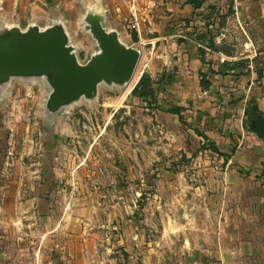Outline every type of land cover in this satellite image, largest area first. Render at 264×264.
I'll return each instance as SVG.
<instances>
[{"label": "rangeland", "instance_id": "obj_1", "mask_svg": "<svg viewBox=\"0 0 264 264\" xmlns=\"http://www.w3.org/2000/svg\"><path fill=\"white\" fill-rule=\"evenodd\" d=\"M104 4L123 36L133 34L126 0ZM225 8L202 12L208 26L201 36L218 34L223 25L229 38L219 47L242 50L255 30L244 33L235 26L236 9ZM52 11L67 19L84 46L83 59L91 40L80 26V0H0V15L22 26ZM149 48L127 89L101 85L96 101L82 99L51 125L43 110L46 87L10 84L0 100V264H187L199 258L214 264L222 205L197 186L205 182L203 167L213 164L209 150L215 147L199 142L185 106L182 117L167 110L178 106L171 91L154 86V96L133 93L149 68L169 65ZM33 197L45 199V208L32 206ZM17 208L35 217L19 222L18 236H8L6 213ZM203 245L215 252L205 257L198 252Z\"/></svg>", "mask_w": 264, "mask_h": 264}, {"label": "crops", "instance_id": "obj_2", "mask_svg": "<svg viewBox=\"0 0 264 264\" xmlns=\"http://www.w3.org/2000/svg\"><path fill=\"white\" fill-rule=\"evenodd\" d=\"M201 1L198 8L189 0L126 1L125 16L135 17L137 29L125 37L144 45L142 54L151 45L149 53L157 49L164 64L169 62L165 68L148 69L153 86L164 93L171 91L178 107H186L199 142L215 147L209 150L213 164L203 167L205 182L197 186L213 192L211 196L222 205L219 226L214 229L220 237L214 264H264V137L249 129L260 113L264 116V0ZM225 7L236 9L239 24L235 26L244 33L245 28L255 30L254 40H245L247 47L242 50L219 47L227 43L224 37L229 38L223 25L218 34L211 30L212 35L201 36L208 26L202 12L223 13ZM244 14L251 18L244 19ZM111 20L117 27L116 19ZM45 202L33 197L31 203L44 209ZM24 212L18 208L7 212L3 232L18 236L19 222L35 217L29 210ZM200 250L205 257L215 252L206 245ZM187 264L213 262L199 258Z\"/></svg>", "mask_w": 264, "mask_h": 264}, {"label": "water", "instance_id": "obj_3", "mask_svg": "<svg viewBox=\"0 0 264 264\" xmlns=\"http://www.w3.org/2000/svg\"><path fill=\"white\" fill-rule=\"evenodd\" d=\"M80 26L91 45L75 41L67 19L55 11L45 20L22 26L0 15V100L14 80L40 82L47 89L45 123L54 124L71 105L96 101L101 85L126 89L133 80L142 47L130 43L110 24L104 0L88 4Z\"/></svg>", "mask_w": 264, "mask_h": 264}, {"label": "trees", "instance_id": "obj_4", "mask_svg": "<svg viewBox=\"0 0 264 264\" xmlns=\"http://www.w3.org/2000/svg\"><path fill=\"white\" fill-rule=\"evenodd\" d=\"M189 2L192 3L195 8L200 7L202 3L201 0H189ZM202 83L203 85H205V81H203ZM133 93L137 96H140L141 98H146L147 96L155 95L152 77L148 72H144L141 75L140 79L133 88ZM167 110L182 117L181 107L175 106ZM253 110L259 111L258 107H254ZM249 129L258 136L264 137V116L261 113L257 116V120L255 121V123L249 126Z\"/></svg>", "mask_w": 264, "mask_h": 264}, {"label": "built area", "instance_id": "obj_5", "mask_svg": "<svg viewBox=\"0 0 264 264\" xmlns=\"http://www.w3.org/2000/svg\"><path fill=\"white\" fill-rule=\"evenodd\" d=\"M126 1L129 3H133L135 0H126ZM135 21H136L135 17L134 18H128L129 26L132 29H137V23Z\"/></svg>", "mask_w": 264, "mask_h": 264}, {"label": "bare ground", "instance_id": "obj_6", "mask_svg": "<svg viewBox=\"0 0 264 264\" xmlns=\"http://www.w3.org/2000/svg\"><path fill=\"white\" fill-rule=\"evenodd\" d=\"M135 74H136V73H135ZM134 77H135V76H134ZM133 79H134V78H133ZM132 81H133V80H132ZM132 81H131V82H132ZM130 84H131V83H130ZM130 84H129V85H130ZM129 85L126 87V89L129 87Z\"/></svg>", "mask_w": 264, "mask_h": 264}]
</instances>
